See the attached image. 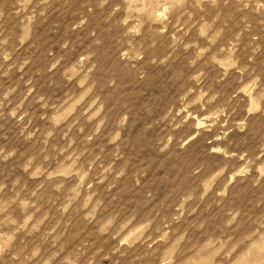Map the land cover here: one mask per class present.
<instances>
[{
	"label": "clouds",
	"instance_id": "9594fccd",
	"mask_svg": "<svg viewBox=\"0 0 264 264\" xmlns=\"http://www.w3.org/2000/svg\"><path fill=\"white\" fill-rule=\"evenodd\" d=\"M0 264H264V0H0Z\"/></svg>",
	"mask_w": 264,
	"mask_h": 264
}]
</instances>
